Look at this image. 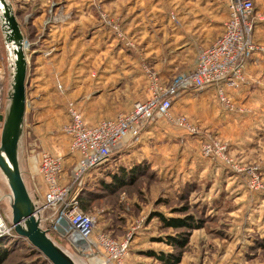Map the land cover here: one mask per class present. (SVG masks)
Here are the masks:
<instances>
[{"label": "rangeland", "instance_id": "rangeland-1", "mask_svg": "<svg viewBox=\"0 0 264 264\" xmlns=\"http://www.w3.org/2000/svg\"><path fill=\"white\" fill-rule=\"evenodd\" d=\"M12 3L29 62L30 173L36 177L34 159L48 151L64 157L65 183L76 163L68 153L65 133L69 103L87 108L91 120L124 112L150 96L148 70L163 84L190 72L202 48L222 34L228 20L224 0ZM259 35L264 40V30ZM262 40L258 42L264 44ZM0 49L6 60L1 31ZM260 55L259 62L248 68L243 85L249 86L251 95L244 103L232 99L241 111L224 107L212 90H189L187 99L175 100L171 112L184 114L197 125V133L156 118L151 124L157 135L149 148L124 145L112 150L106 164L86 174L79 197H84L87 208L80 207L93 216L95 233L129 238L125 264H264V189L249 186V169L258 170L264 184V55ZM177 130H184L183 135ZM208 142L223 146L221 153L230 160L217 151L205 154ZM35 177L30 178L36 188ZM164 218L194 225L173 226ZM51 234L73 249L66 238ZM13 236V232L0 236L11 247L1 264H53L33 252L27 240ZM82 255L98 263L93 255ZM158 255L170 256L172 263Z\"/></svg>", "mask_w": 264, "mask_h": 264}, {"label": "built area", "instance_id": "built-area-1", "mask_svg": "<svg viewBox=\"0 0 264 264\" xmlns=\"http://www.w3.org/2000/svg\"><path fill=\"white\" fill-rule=\"evenodd\" d=\"M224 1L229 10L224 30L212 45L200 52L196 67L190 72L163 84L157 74L148 70L152 85L150 96L136 101L129 112L119 113L94 125L86 123L75 103H69L70 120L65 125V133L70 140L68 153L75 156L76 163L68 182L63 183V156L43 151L36 159V189L43 194L40 196L47 207L58 210L57 218L51 222V231L66 238L79 253L91 254L97 262L105 264H125L129 252V238L120 240L107 232L95 233L93 216L80 207L79 189L86 174L108 161L112 150L136 144L145 128L156 118H164L178 128L197 133V125L184 114L173 116L171 112L175 100L188 90L216 87L217 97L224 107L242 110L234 105L226 88L236 90L247 82L246 65L254 53L264 55V44L254 40L257 20L254 0ZM6 81L7 63L0 49V114L4 111ZM222 149L224 147L218 142L204 144L205 154L217 151L223 160L229 161L221 153ZM249 170L250 188L264 189L259 171ZM61 218L67 221L63 226L64 234L57 230ZM11 232L0 209V236Z\"/></svg>", "mask_w": 264, "mask_h": 264}, {"label": "water", "instance_id": "water-1", "mask_svg": "<svg viewBox=\"0 0 264 264\" xmlns=\"http://www.w3.org/2000/svg\"><path fill=\"white\" fill-rule=\"evenodd\" d=\"M12 0H0V31L7 63L4 111L0 114V209L13 234L53 264H91L51 234L58 210L47 207L31 181L26 154L29 62L25 34ZM67 221L61 218L58 232Z\"/></svg>", "mask_w": 264, "mask_h": 264}, {"label": "crops", "instance_id": "crops-1", "mask_svg": "<svg viewBox=\"0 0 264 264\" xmlns=\"http://www.w3.org/2000/svg\"><path fill=\"white\" fill-rule=\"evenodd\" d=\"M254 3H255V13H256V16H257V20H256V27H255V34H254V40L256 41V42H258V41H260V40H262L261 38V36L259 35V33L260 32H262V30H264V0H254ZM227 10H228V7H227ZM228 18H229V10H228ZM220 35H221V33H220ZM219 35V36H220ZM219 36L213 41V42H211V44H209V45H207L206 47H204V48H202V50L203 49H205V48H207L208 46H210V45H212L218 38H219ZM262 41H264V40H262ZM201 50V51H202ZM200 51V52H201ZM200 54V53H199ZM262 58V56L258 53V52H256V53H254L253 54V56L251 57V59L248 61V63H247V65H246V72H248L249 71V69L248 68H253L254 66H255V64H257L259 61V59H261ZM195 67H196V65H195ZM194 67V68H195ZM193 68V69H194ZM249 86H241L240 88H238V89H236V90H234V89H231V88H226L227 89V92L229 93V95L231 96V98L235 101V97H236V99H237V101L238 102H242V103H244L245 101H246V99L249 97V95H251V93H252V91H250L249 89ZM207 90L209 89V90H212L213 92H214V96L216 97V100H217V92H216V88L215 87H213V88H206ZM189 91V90H188ZM192 91H195V90H191L190 92H192ZM188 92L186 91V92H184L179 98H178V101H184V99H187V97L186 96H184V95H186ZM133 101V100H132ZM139 101V100H138ZM219 101V100H218ZM236 102V101H235ZM219 103H220V101H219ZM77 105V107L81 110V112H82V114H83V117H84V119H85V121H86V123H88V124H90V125H94V124H96V123H98V122H100L101 120H104V119H108V118H113V117H115V116H117L118 115V113L117 112H113L112 113V115H110V116H105V117H103V115H100V118L99 119H93L92 118V120L89 118V116H88V111H87V108H85L84 109V107L82 108L80 105H79V103L78 104H76ZM133 106H134V103H133V105H132V107L130 108V107H127V110H125L126 112H129L132 108H133ZM130 108V109H129ZM124 111V112H125ZM212 117H216L214 114H212ZM194 120H195V122H198V123H200V122H202V119H201V117H194L193 118ZM214 119V121H215V118H213ZM210 122H211V120H210ZM159 124V123H158ZM254 124H256V122H254ZM257 125V124H256ZM157 127H156V125L155 126H152V124H149L146 128H145V130L142 132V134H141V137H140V139H139V141L137 142L139 145H140V147H143V148H149V146H151L149 143H151L152 142V140H153V137L155 136V135H157V133L154 131L155 129H156ZM254 129H255V126H254ZM182 131H184V130H181V131H179V130H177V134L178 135H183V132ZM136 143V144H137ZM34 160H36V158L34 159ZM27 163H28V159H27ZM35 164H36V162H35ZM34 166V165H33ZM36 166V165H35ZM103 166V165H102ZM102 166H100V167H102ZM99 167V168H100ZM28 168H29V171H30V169H31V171H32V164H30V163H28ZM30 175H31V178L32 177H35V174L33 173L32 174V172L30 173ZM65 177V176H64ZM65 179V178H64ZM64 179H63V183H65V181H64Z\"/></svg>", "mask_w": 264, "mask_h": 264}, {"label": "trees", "instance_id": "trees-1", "mask_svg": "<svg viewBox=\"0 0 264 264\" xmlns=\"http://www.w3.org/2000/svg\"><path fill=\"white\" fill-rule=\"evenodd\" d=\"M79 198H80V205L84 206V208H87L86 207L87 206V202L84 200V197L80 196ZM164 221H166L169 225H173V226H178L180 224L181 225H183V224L186 225V223L189 224V225H194L193 222L191 223V222L186 221V220L185 221L184 220L180 221V220H176V219H166V218H164ZM196 225H199V222H197ZM13 238L15 240L20 241V242H24L25 241L24 239H21V238L15 236V235L13 236ZM172 239L174 240V238H172ZM185 242H186V240H185ZM176 243H177V241H176ZM10 249H11V247L9 248L8 243H6L5 241H1L0 240V264L7 258L9 252L11 251ZM32 249H33V252H36V253L39 254V252L37 250H35L34 248H32ZM158 256L162 260H164L166 262H169V263H172L170 256H167V257L165 255H158Z\"/></svg>", "mask_w": 264, "mask_h": 264}, {"label": "bare ground", "instance_id": "bare-ground-1", "mask_svg": "<svg viewBox=\"0 0 264 264\" xmlns=\"http://www.w3.org/2000/svg\"><path fill=\"white\" fill-rule=\"evenodd\" d=\"M26 46V45H25ZM107 162V161H106ZM106 162L105 163H103V164H101L100 166H102V165H104V164H106ZM100 166H98L97 168H99ZM37 169V168H36ZM91 264H93L91 261H89ZM97 264H105V263H101V262H98Z\"/></svg>", "mask_w": 264, "mask_h": 264}]
</instances>
